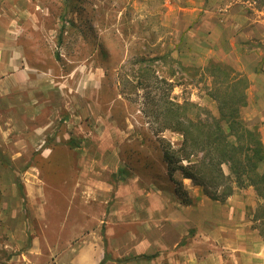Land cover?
Listing matches in <instances>:
<instances>
[{"label":"crops","instance_id":"1","mask_svg":"<svg viewBox=\"0 0 264 264\" xmlns=\"http://www.w3.org/2000/svg\"><path fill=\"white\" fill-rule=\"evenodd\" d=\"M22 1L0 0V264H264L257 232L237 229L233 198L220 202L195 189L185 204L161 160L142 172L127 165L122 149L136 139L133 126L127 115L119 125L101 98L102 76L57 79L30 63L11 29ZM234 17L212 18L213 45L225 44ZM50 163L66 166L71 213L69 231L52 238L44 230L49 214L38 209L47 187L57 188L44 175ZM63 218L51 226L64 228Z\"/></svg>","mask_w":264,"mask_h":264},{"label":"rangeland","instance_id":"2","mask_svg":"<svg viewBox=\"0 0 264 264\" xmlns=\"http://www.w3.org/2000/svg\"><path fill=\"white\" fill-rule=\"evenodd\" d=\"M20 6L23 15L12 14L11 29L25 47L30 63L41 65L57 79L102 76L105 97L102 94L101 98L108 99L107 106L119 125L127 115V124L133 126L130 131L136 139L122 149L123 158L133 169L153 170L161 160L166 172L159 140L163 138L177 147L182 139L179 133L168 130L156 134L153 123L142 113L141 92L121 85V81L131 80L127 73L142 55H167L166 62L158 60L155 65L161 75L168 77L174 72L170 78L171 96L178 102H192L214 115L217 108L210 95L212 78L205 69L209 63L219 64L216 72L219 80L225 74L231 82L239 80L235 86L245 93L240 117L248 127L257 128L264 143V0H23ZM228 11L235 15V27L227 30L228 36L224 34L225 44L220 48L213 45L212 18ZM255 20H260L261 25L258 32L252 29L256 31L254 35L250 30L257 23ZM241 28L246 35L240 33ZM259 30L263 32L261 40ZM231 35L235 44L229 42ZM96 106L93 101L92 107ZM44 168L46 179L57 188L47 187L44 204L39 203L38 209L49 214L50 224H45L44 230L50 236L54 231L63 235L69 231L71 216L65 194L67 184L62 183L66 166L50 163ZM174 175L181 181L178 172ZM167 180L174 190L173 182ZM182 188L190 202L194 198L192 190L203 193L191 180L182 183ZM18 189L22 194L21 188ZM229 197L235 201L237 229L244 233L251 229L264 242L257 227L264 230V225L256 219L261 199L254 189L237 188L220 202L227 203ZM60 217H64V228L56 230L52 226ZM203 247L205 255L209 247ZM219 252L223 256L227 253L222 248Z\"/></svg>","mask_w":264,"mask_h":264},{"label":"trees","instance_id":"3","mask_svg":"<svg viewBox=\"0 0 264 264\" xmlns=\"http://www.w3.org/2000/svg\"><path fill=\"white\" fill-rule=\"evenodd\" d=\"M167 57L138 56L127 73L131 80L121 81V85L141 92L142 113L153 123L156 134L168 130L182 136L177 147L163 138L158 143L177 198L182 203H191L175 172L199 185L212 200L224 201L235 189L251 186L261 199L256 219L264 225V143L257 128L248 127L240 117L245 93L235 86L239 80L231 82L227 74L219 80L216 73L219 64L206 66L212 78L210 95L217 108L214 115L192 102H178L171 96L170 78L174 72L168 77L161 75L155 65L158 60L166 62ZM17 186L21 188V184ZM257 227L264 236L262 227Z\"/></svg>","mask_w":264,"mask_h":264}]
</instances>
